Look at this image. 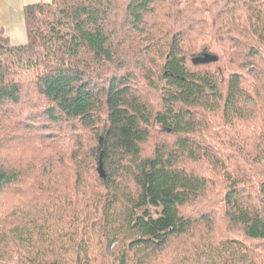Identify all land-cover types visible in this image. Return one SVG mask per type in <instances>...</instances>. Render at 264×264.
I'll list each match as a JSON object with an SVG mask.
<instances>
[{
  "label": "trees",
  "instance_id": "trees-1",
  "mask_svg": "<svg viewBox=\"0 0 264 264\" xmlns=\"http://www.w3.org/2000/svg\"><path fill=\"white\" fill-rule=\"evenodd\" d=\"M23 13L24 44L0 32V264H264V0ZM200 243L217 256L177 260Z\"/></svg>",
  "mask_w": 264,
  "mask_h": 264
},
{
  "label": "rangeland",
  "instance_id": "rangeland-1",
  "mask_svg": "<svg viewBox=\"0 0 264 264\" xmlns=\"http://www.w3.org/2000/svg\"><path fill=\"white\" fill-rule=\"evenodd\" d=\"M39 1H50V0H0V32H2L5 36L8 37L9 43L11 45L18 44V43H21L27 40L23 7L24 5L33 4ZM9 123H10L9 121L4 119L0 122V125L2 128H5L7 131L12 132L14 128ZM8 151H10L9 148H4L3 145L0 146V162L1 163H3L4 158L8 156ZM20 203H21L20 201L17 202L18 206H21ZM26 210H27V214L31 215L30 213L34 211V208L29 207ZM32 238L33 240H36L37 237L31 236L30 240ZM93 242L96 243V241L94 240ZM194 244L190 247L188 246L184 247L182 252L176 255L177 260H179V262L186 263L184 262L185 259H188V261L192 259L195 260L197 258V255L200 256L201 259H204V260L205 259L209 260V255L217 256L215 252L209 253L208 250H206L208 248L207 243L206 244L200 243L196 246ZM93 248L94 247L90 244L91 252L93 251ZM110 249L114 250L115 245L113 244L110 247ZM58 253L60 254L59 249H58ZM46 256L48 257V259L54 258V257H51L49 252H46ZM222 257L227 260H230L231 264H247L245 262H242L241 259H239V257L237 256L232 260L231 258L227 256L226 253H224V254H221V258ZM219 259L220 258L218 257L217 260ZM172 263H173V260L169 259L168 261H163L162 263H159V264H172Z\"/></svg>",
  "mask_w": 264,
  "mask_h": 264
},
{
  "label": "water",
  "instance_id": "water-1",
  "mask_svg": "<svg viewBox=\"0 0 264 264\" xmlns=\"http://www.w3.org/2000/svg\"><path fill=\"white\" fill-rule=\"evenodd\" d=\"M98 174L100 177L104 178L105 174L103 172V169H102V165L100 164L99 167H98Z\"/></svg>",
  "mask_w": 264,
  "mask_h": 264
},
{
  "label": "crops",
  "instance_id": "crops-1",
  "mask_svg": "<svg viewBox=\"0 0 264 264\" xmlns=\"http://www.w3.org/2000/svg\"><path fill=\"white\" fill-rule=\"evenodd\" d=\"M25 6V5H24ZM23 41V40H22ZM26 41L24 42H21V43H18V44H13V46H16V45H20V44H24Z\"/></svg>",
  "mask_w": 264,
  "mask_h": 264
}]
</instances>
